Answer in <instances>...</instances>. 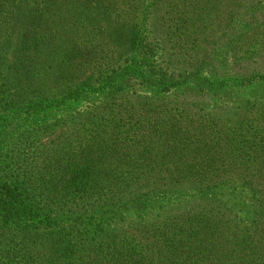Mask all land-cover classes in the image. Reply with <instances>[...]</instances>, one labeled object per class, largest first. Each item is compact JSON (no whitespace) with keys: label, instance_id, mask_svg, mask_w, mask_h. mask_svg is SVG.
I'll use <instances>...</instances> for the list:
<instances>
[{"label":"trees","instance_id":"trees-1","mask_svg":"<svg viewBox=\"0 0 264 264\" xmlns=\"http://www.w3.org/2000/svg\"><path fill=\"white\" fill-rule=\"evenodd\" d=\"M0 18V264H264V70L244 67L264 0H0ZM189 18H228V41L165 27Z\"/></svg>","mask_w":264,"mask_h":264},{"label":"rangeland","instance_id":"rangeland-1","mask_svg":"<svg viewBox=\"0 0 264 264\" xmlns=\"http://www.w3.org/2000/svg\"><path fill=\"white\" fill-rule=\"evenodd\" d=\"M189 19L196 21L198 25L193 26V27L192 26L176 27V24L172 23V20H170L166 24L167 26L165 27L170 28V30L173 29L172 32L175 33L177 37H187V36H195V35L200 36L201 35V37H203L204 39L203 41L204 50H211L215 43H217L215 47H220L222 45L224 46L226 42L228 41V18H189ZM1 20H3V18H0V21ZM5 28H6V25L4 23H0V40H1L0 42L3 41ZM12 35H13L12 44L10 43L11 46H10V51L8 53L10 57L13 54L12 51L15 48V45H16L15 43L17 42V38L19 36V29L14 30ZM170 46L171 48L173 46L171 42H170ZM171 51L173 52V49H171ZM0 55H3V54L0 53ZM244 67H245V70H249L250 72L257 71L260 68L264 70V58L261 57L259 58L258 61L247 64ZM257 92H260V94L264 96V87L260 88ZM86 100L87 98H85L82 102ZM121 101L122 100L119 98L118 95H114L110 97H103L99 100L95 99L91 107H89V103L86 102L83 105V108L81 106L82 108L81 109L82 112H80L81 115H75L76 116L75 119H70L68 123L65 124L66 126H60L56 130V132L51 136L52 137L59 136L62 130L61 128H64V127L72 128L74 126H80L81 124L92 119L94 115L97 113L96 110H98L100 106H104L107 103H111V104L120 103ZM231 101L239 102L240 100L230 95H227L224 97H218L216 100V104L208 105L207 108L215 112L223 111V112H226L227 114L228 110H226V108H228V103ZM97 106L99 107L96 108ZM87 111H90V112H87ZM47 139H50V138H48V135H45L44 137L43 136H32L29 139L17 141V143L12 147V155H11V158H9L8 160L9 164H11L12 170H16L18 164L21 163V159L25 155H32L34 151L40 145H44L47 142ZM26 152H28L29 154H26ZM181 188L185 190V187H181Z\"/></svg>","mask_w":264,"mask_h":264}]
</instances>
